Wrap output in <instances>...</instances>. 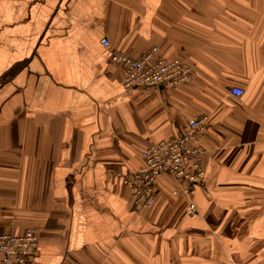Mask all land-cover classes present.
Returning a JSON list of instances; mask_svg holds the SVG:
<instances>
[{
    "label": "crops",
    "instance_id": "1",
    "mask_svg": "<svg viewBox=\"0 0 264 264\" xmlns=\"http://www.w3.org/2000/svg\"><path fill=\"white\" fill-rule=\"evenodd\" d=\"M152 46L192 80L126 88L111 51ZM202 117L199 216L168 176L137 208L122 176ZM26 229L27 264H264V0H0V233Z\"/></svg>",
    "mask_w": 264,
    "mask_h": 264
},
{
    "label": "built area",
    "instance_id": "2",
    "mask_svg": "<svg viewBox=\"0 0 264 264\" xmlns=\"http://www.w3.org/2000/svg\"><path fill=\"white\" fill-rule=\"evenodd\" d=\"M101 43L107 48L111 47L107 38H103ZM109 62L123 69L126 88L160 90L186 84L194 76L192 67L183 60L164 58L159 46H152L139 58L113 50ZM229 92L241 97L245 90L235 86ZM206 128L207 118L191 119L183 130L142 151V167L122 176L137 208H149L155 203L158 182L168 176L176 183L172 195L187 200V215L191 218L199 216L194 195L205 184V150L198 140ZM38 245V236L32 229L20 234L0 233V264H27Z\"/></svg>",
    "mask_w": 264,
    "mask_h": 264
}]
</instances>
